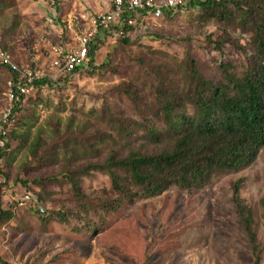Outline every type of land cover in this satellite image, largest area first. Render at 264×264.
<instances>
[{"label": "rangeland", "instance_id": "374dc122", "mask_svg": "<svg viewBox=\"0 0 264 264\" xmlns=\"http://www.w3.org/2000/svg\"><path fill=\"white\" fill-rule=\"evenodd\" d=\"M62 22L81 13L103 14L102 0H55ZM32 0H0V46L20 65L34 66L50 74L51 48L71 44L59 26L50 25L48 10ZM55 7V8H56ZM55 8L53 10H55ZM56 8V9H57ZM50 14V13H49ZM197 10L164 19L145 33H132L122 43L116 33L96 43L93 75L59 79L53 87L33 89L15 112L9 130V155L0 163V193L5 210L13 218L0 224V258L6 264H252L250 250L239 231L231 203V185L241 179V198L255 218V233L264 264V222L259 201L264 197V149L248 168L213 179L200 191L170 188L158 197L137 199L106 216L100 230H85L65 178L67 170L103 159L108 145H100L98 156L71 157L74 143L88 146L97 133L114 135L110 121L151 120L155 90L180 87L178 64L189 55L202 74L218 80V64L232 61L241 71L247 55L234 46L248 47L249 38L239 32L228 35L220 52L212 50L208 38L217 28L198 19ZM65 37V38H64ZM213 37L212 40H215ZM60 42V44H58ZM248 52V51H247ZM249 56V54H248ZM59 77V76H58ZM10 75L0 68V115L9 106L5 94ZM56 79V78H55ZM134 103H137L138 109ZM153 122V121H152ZM44 141L43 166L29 152L36 138ZM23 166L32 167L23 171ZM54 177L42 193L25 184ZM32 185H30L31 187ZM84 193L108 192L106 175L92 173L80 179ZM40 195L47 212L61 210L66 220L43 223L22 201L26 193ZM98 225L97 217H92ZM93 228V227H92Z\"/></svg>", "mask_w": 264, "mask_h": 264}, {"label": "trees", "instance_id": "16d2710c", "mask_svg": "<svg viewBox=\"0 0 264 264\" xmlns=\"http://www.w3.org/2000/svg\"><path fill=\"white\" fill-rule=\"evenodd\" d=\"M38 4L48 10L52 21L50 25L57 24L61 35L67 37L65 22L60 19L58 8H51L46 2ZM193 10L199 13L200 22L217 28L216 33L208 38L214 51L220 52L225 43H231L228 37L230 33L247 35V48L237 46V43L234 46L247 55V64L238 71L232 61L219 62L218 80L214 82L207 79L196 62L186 55L177 67L180 87H165L160 83L156 88L155 103L152 108L146 109L148 112L152 109L151 120L145 118L144 123L113 120L110 123L114 135L97 133L91 137L92 143L88 146L74 143L75 148L68 152L74 158L98 156V146L108 145L103 159L88 161L65 173L78 210L74 216L83 215L88 232L103 228L107 224L106 216L118 212L124 205L133 204L137 199L155 198L170 188L200 191L215 178L250 167L264 149V0H190L182 9L165 11L160 22ZM116 32H122V43H129L132 29L125 25L114 26L97 37L83 64L56 79L47 76L35 80L34 89L53 87L57 80L77 74L93 75L97 70L96 43L105 41ZM213 37H216L215 40H212ZM0 51L8 53L1 46ZM0 68L6 69L10 78H17V74L10 69L2 65ZM12 89L15 91L16 86L13 85ZM28 95L17 94L11 123L15 122L14 114ZM134 105L138 109L137 103ZM15 137L14 132L8 129L4 146L0 147V163L8 157L9 141ZM43 147L44 141L40 136L29 147L37 167L43 166L47 160V156L41 154ZM31 168L23 166V171ZM92 173L107 176L110 182L108 192L99 191L93 195L81 190L80 179ZM57 180L48 177L31 180L25 185L43 193L45 183L53 184ZM241 187V179L231 185V203L238 228L247 241L252 264H263L262 250L255 233L254 213L241 198ZM25 196L29 197L24 202L30 204V212L43 223L66 220L63 211L47 212L39 206L44 200L40 195L34 197L28 192ZM1 199L0 193V224L3 225L14 215L11 210L3 208ZM258 205L264 222V197ZM40 208L43 213L39 211ZM92 217H97L98 225L94 224ZM0 264L6 263L0 258Z\"/></svg>", "mask_w": 264, "mask_h": 264}, {"label": "built area", "instance_id": "2783aa9c", "mask_svg": "<svg viewBox=\"0 0 264 264\" xmlns=\"http://www.w3.org/2000/svg\"><path fill=\"white\" fill-rule=\"evenodd\" d=\"M37 3L46 2L49 7L56 6L55 0H32ZM190 0H109L106 12L100 15L81 13L67 17L65 29L67 37L72 43L51 48L50 74L43 72L38 67H30L16 63L11 54L0 51V65L17 74V78H10L6 93L9 106L0 115V147L4 146L7 131L11 125V115L17 104V94L26 96L33 89V82L45 77L57 78L71 73L76 67L83 64L87 58L88 50L101 34L117 25H125L133 33H145L158 26L164 12L182 9ZM51 23V19H47ZM122 35V32H116ZM13 85L16 90L12 89ZM25 196L22 201H28ZM39 211L43 213V209Z\"/></svg>", "mask_w": 264, "mask_h": 264}, {"label": "crops", "instance_id": "0c3cea01", "mask_svg": "<svg viewBox=\"0 0 264 264\" xmlns=\"http://www.w3.org/2000/svg\"><path fill=\"white\" fill-rule=\"evenodd\" d=\"M102 3H103L104 9L107 10L109 6V0H102Z\"/></svg>", "mask_w": 264, "mask_h": 264}]
</instances>
